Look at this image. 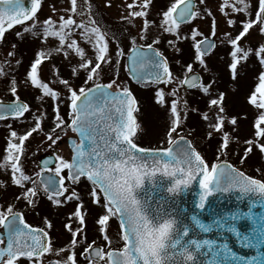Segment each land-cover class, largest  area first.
<instances>
[{
	"label": "snow or ice",
	"instance_id": "obj_1",
	"mask_svg": "<svg viewBox=\"0 0 264 264\" xmlns=\"http://www.w3.org/2000/svg\"><path fill=\"white\" fill-rule=\"evenodd\" d=\"M0 93V264H264V0H0Z\"/></svg>",
	"mask_w": 264,
	"mask_h": 264
},
{
	"label": "rangeland",
	"instance_id": "obj_2",
	"mask_svg": "<svg viewBox=\"0 0 264 264\" xmlns=\"http://www.w3.org/2000/svg\"><path fill=\"white\" fill-rule=\"evenodd\" d=\"M7 40L8 41L14 40V36L12 34H8ZM132 87H133V85H132ZM133 89H134L136 95L138 96L139 100L141 99L140 100V103H142L141 107L145 113L144 119L147 121L148 119L151 118L154 127L159 128L161 126L162 122L158 119H155V117L151 114V101L149 99L150 93H148L147 91H144V90H140L138 88H134V87H133ZM0 98H5V97H3L2 93H0ZM3 135H4V132L2 129H0V138H2ZM149 141H151L152 146L155 145V138L153 136L149 135L144 140L145 146H149ZM0 143H2V139H0ZM208 155H209V153H208ZM231 159H234V158H231ZM247 167L248 166L246 165L245 168H247ZM28 218H29L30 223H33L34 225L38 223V219L36 217L30 215V216H28ZM53 218L55 219V217H53ZM57 229H59V222L58 221H57Z\"/></svg>",
	"mask_w": 264,
	"mask_h": 264
},
{
	"label": "water",
	"instance_id": "obj_3",
	"mask_svg": "<svg viewBox=\"0 0 264 264\" xmlns=\"http://www.w3.org/2000/svg\"><path fill=\"white\" fill-rule=\"evenodd\" d=\"M26 6H27V0H26ZM241 252H242V254H252V253H250V252H247L246 250H240Z\"/></svg>",
	"mask_w": 264,
	"mask_h": 264
},
{
	"label": "trees",
	"instance_id": "obj_4",
	"mask_svg": "<svg viewBox=\"0 0 264 264\" xmlns=\"http://www.w3.org/2000/svg\"><path fill=\"white\" fill-rule=\"evenodd\" d=\"M139 99V98H138ZM141 100V99H140ZM142 104V103H141ZM209 155L211 156V153L209 152ZM230 159H231V157H230ZM246 166V165H245Z\"/></svg>",
	"mask_w": 264,
	"mask_h": 264
},
{
	"label": "flooded vegetation",
	"instance_id": "obj_5",
	"mask_svg": "<svg viewBox=\"0 0 264 264\" xmlns=\"http://www.w3.org/2000/svg\"><path fill=\"white\" fill-rule=\"evenodd\" d=\"M28 221H29V218L27 217Z\"/></svg>",
	"mask_w": 264,
	"mask_h": 264
}]
</instances>
